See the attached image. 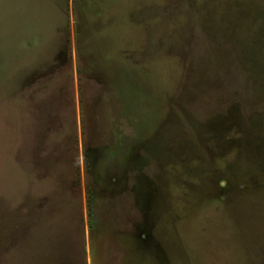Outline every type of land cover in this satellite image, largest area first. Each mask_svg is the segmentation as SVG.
<instances>
[{
  "label": "rangeland",
  "instance_id": "rangeland-1",
  "mask_svg": "<svg viewBox=\"0 0 264 264\" xmlns=\"http://www.w3.org/2000/svg\"><path fill=\"white\" fill-rule=\"evenodd\" d=\"M0 264H264V0H0Z\"/></svg>",
  "mask_w": 264,
  "mask_h": 264
}]
</instances>
